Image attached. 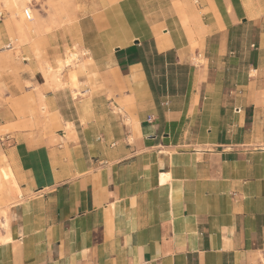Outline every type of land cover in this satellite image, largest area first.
Masks as SVG:
<instances>
[{
	"label": "crops",
	"instance_id": "crops-1",
	"mask_svg": "<svg viewBox=\"0 0 264 264\" xmlns=\"http://www.w3.org/2000/svg\"><path fill=\"white\" fill-rule=\"evenodd\" d=\"M81 19L83 69L0 80V264H264V0Z\"/></svg>",
	"mask_w": 264,
	"mask_h": 264
},
{
	"label": "rangeland",
	"instance_id": "rangeland-1",
	"mask_svg": "<svg viewBox=\"0 0 264 264\" xmlns=\"http://www.w3.org/2000/svg\"><path fill=\"white\" fill-rule=\"evenodd\" d=\"M3 1L0 0V80L20 87L32 85L31 77L42 75L45 78L41 61L56 67L57 60L64 58L67 51L81 49L79 23L92 0H10V9ZM26 10L31 13V19L26 17ZM243 34L245 36L246 32ZM238 46L248 51L246 42ZM33 47L40 51V58Z\"/></svg>",
	"mask_w": 264,
	"mask_h": 264
},
{
	"label": "bare ground",
	"instance_id": "bare-ground-1",
	"mask_svg": "<svg viewBox=\"0 0 264 264\" xmlns=\"http://www.w3.org/2000/svg\"><path fill=\"white\" fill-rule=\"evenodd\" d=\"M18 1V0H17ZM21 1V0H19ZM24 1V0H22ZM29 1V0H28ZM3 6L5 5L8 9H10V0H5V2L3 1ZM4 6V7H5ZM251 9V8H249ZM248 9V10H249ZM3 10V9H2ZM9 11V10H7ZM5 12V11H4ZM22 21V20H21ZM7 25V24H6ZM186 26V25H185ZM7 28V27H6ZM14 43V42H13ZM19 44H17L18 46ZM84 49H79L77 48L76 51H67V54L64 58L62 59H58L57 60V65L56 67L52 66L51 64H49L48 62H40L41 63V70L43 72V75L45 76V78L47 79V82H54V83H58L59 85H61V83L63 84V77H64V73L67 70V68H73V67H80L83 69V67L85 66L84 63H82L81 65H79V61L80 60V56L79 52H83V54H85L87 51H83ZM35 53L36 56L38 58H40V51L38 50L37 47H35ZM83 58V57H82ZM46 60V59H45ZM68 71V70H67ZM76 71V70H75ZM79 71V70H78ZM65 78V77H64ZM65 80V79H64ZM97 81V80H96ZM53 83V84H54ZM82 84V83H81ZM52 85V84H51ZM52 88V87H51ZM77 89V88H76ZM78 90V89H77ZM79 92V91H78ZM165 176V174L163 175ZM167 180V179H166ZM169 180V179H168ZM165 181V180H164ZM5 208V207H4ZM2 210V209H1ZM11 211V210H10ZM1 215L7 217L8 216V209H4L1 212ZM10 220V219H9ZM9 223V222H8ZM3 224H1L2 226ZM5 227L8 229L9 226L7 224H4ZM6 239V238H5ZM7 240V239H6Z\"/></svg>",
	"mask_w": 264,
	"mask_h": 264
},
{
	"label": "built area",
	"instance_id": "built-area-1",
	"mask_svg": "<svg viewBox=\"0 0 264 264\" xmlns=\"http://www.w3.org/2000/svg\"><path fill=\"white\" fill-rule=\"evenodd\" d=\"M25 15L28 19L32 18L31 13L28 10H26Z\"/></svg>",
	"mask_w": 264,
	"mask_h": 264
}]
</instances>
